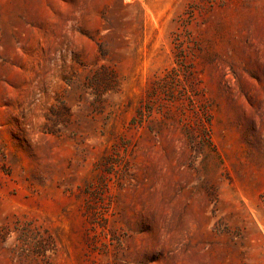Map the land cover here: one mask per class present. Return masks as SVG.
Returning a JSON list of instances; mask_svg holds the SVG:
<instances>
[{
	"label": "rangeland",
	"instance_id": "1",
	"mask_svg": "<svg viewBox=\"0 0 264 264\" xmlns=\"http://www.w3.org/2000/svg\"><path fill=\"white\" fill-rule=\"evenodd\" d=\"M0 264H264V0H0Z\"/></svg>",
	"mask_w": 264,
	"mask_h": 264
}]
</instances>
